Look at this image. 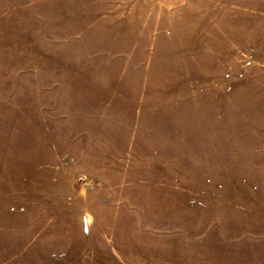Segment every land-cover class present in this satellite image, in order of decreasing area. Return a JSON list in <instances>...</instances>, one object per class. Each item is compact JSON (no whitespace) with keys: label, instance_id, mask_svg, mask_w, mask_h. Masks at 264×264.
Returning <instances> with one entry per match:
<instances>
[{"label":"rangeland","instance_id":"374dc122","mask_svg":"<svg viewBox=\"0 0 264 264\" xmlns=\"http://www.w3.org/2000/svg\"><path fill=\"white\" fill-rule=\"evenodd\" d=\"M0 264H264V0H0Z\"/></svg>","mask_w":264,"mask_h":264}]
</instances>
